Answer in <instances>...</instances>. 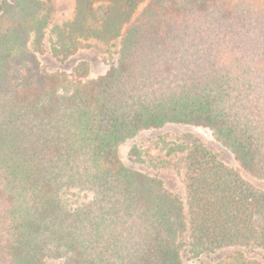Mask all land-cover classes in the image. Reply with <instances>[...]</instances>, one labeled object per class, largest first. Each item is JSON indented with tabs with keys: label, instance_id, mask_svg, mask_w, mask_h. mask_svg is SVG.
Segmentation results:
<instances>
[{
	"label": "trees",
	"instance_id": "trees-1",
	"mask_svg": "<svg viewBox=\"0 0 264 264\" xmlns=\"http://www.w3.org/2000/svg\"><path fill=\"white\" fill-rule=\"evenodd\" d=\"M49 2L0 0V264H185L186 245L264 264L242 250L264 247V191L238 169L192 140L183 200L118 154L140 130L198 125L264 179V0H75L50 51L118 39L94 78L41 65Z\"/></svg>",
	"mask_w": 264,
	"mask_h": 264
},
{
	"label": "rangeland",
	"instance_id": "rangeland-1",
	"mask_svg": "<svg viewBox=\"0 0 264 264\" xmlns=\"http://www.w3.org/2000/svg\"><path fill=\"white\" fill-rule=\"evenodd\" d=\"M48 1V0H42ZM53 5L51 23L45 30L44 51L38 54L41 65L48 71H63L70 74L80 61L87 63L89 71L86 78H94L104 73L115 64L118 39L113 44H104L95 40V46L78 49L68 58L53 55L50 51V43L53 38L51 27L54 24H62L73 16L75 0H49ZM101 5V3H98ZM102 8L99 7V10ZM200 141L207 149L215 153L219 160L226 165L238 169L239 173L249 181L253 187L264 191V179L257 178L238 164L232 152L220 143L210 129L182 123H168L159 128L140 130L133 137L125 140L118 146V154L123 163L145 174L157 176L164 186L185 199L184 189V156L186 147L192 140ZM91 194L85 191L72 190L67 193L71 203H78L89 199ZM234 247H223L213 252L194 255L186 245L181 256L185 264H214L233 251ZM244 255L258 259L264 263V247H244ZM47 264H63L62 259L50 258Z\"/></svg>",
	"mask_w": 264,
	"mask_h": 264
}]
</instances>
